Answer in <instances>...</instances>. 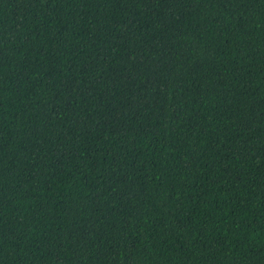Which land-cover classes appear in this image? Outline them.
<instances>
[{
  "label": "trees",
  "instance_id": "trees-1",
  "mask_svg": "<svg viewBox=\"0 0 264 264\" xmlns=\"http://www.w3.org/2000/svg\"><path fill=\"white\" fill-rule=\"evenodd\" d=\"M0 264H264V0H0Z\"/></svg>",
  "mask_w": 264,
  "mask_h": 264
}]
</instances>
